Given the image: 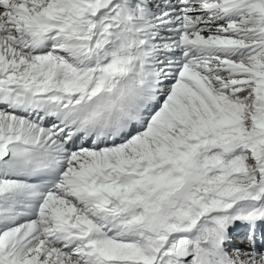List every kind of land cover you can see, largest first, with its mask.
I'll return each instance as SVG.
<instances>
[{
	"label": "snow or ice",
	"instance_id": "snow-or-ice-1",
	"mask_svg": "<svg viewBox=\"0 0 264 264\" xmlns=\"http://www.w3.org/2000/svg\"><path fill=\"white\" fill-rule=\"evenodd\" d=\"M0 264H264V0H0Z\"/></svg>",
	"mask_w": 264,
	"mask_h": 264
}]
</instances>
